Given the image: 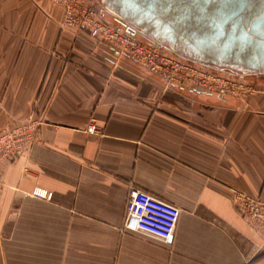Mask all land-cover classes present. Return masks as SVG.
<instances>
[{"label": "crops", "instance_id": "obj_1", "mask_svg": "<svg viewBox=\"0 0 264 264\" xmlns=\"http://www.w3.org/2000/svg\"><path fill=\"white\" fill-rule=\"evenodd\" d=\"M94 1L146 35L123 18L144 22L135 1ZM64 15L55 0H0V131L45 120L4 164L0 264H264V230L234 198L264 199V22L218 50L257 88L241 98L177 91ZM136 188L180 206L169 243L125 227Z\"/></svg>", "mask_w": 264, "mask_h": 264}, {"label": "built area", "instance_id": "obj_2", "mask_svg": "<svg viewBox=\"0 0 264 264\" xmlns=\"http://www.w3.org/2000/svg\"><path fill=\"white\" fill-rule=\"evenodd\" d=\"M64 8L63 23L68 27H86L92 37L102 44L117 47L151 70L160 74L175 90L217 93L246 98L257 88L240 75L219 71L195 60L172 54L137 28L116 26L98 9L94 0H55ZM44 118L30 116L12 127L0 131V188L4 164L25 154L33 146ZM88 129L98 131L92 119ZM33 194L46 198L47 190L35 188ZM235 201L253 224L264 230V199L237 190ZM177 204L136 188L127 202L125 227L141 230L169 243L181 217Z\"/></svg>", "mask_w": 264, "mask_h": 264}, {"label": "rangeland", "instance_id": "obj_3", "mask_svg": "<svg viewBox=\"0 0 264 264\" xmlns=\"http://www.w3.org/2000/svg\"><path fill=\"white\" fill-rule=\"evenodd\" d=\"M100 1H106L109 7L120 11L113 0ZM259 1L133 0L130 3H134L128 6L144 22L139 19L138 22L124 12L123 18L144 29L146 35L156 37L172 54L240 75L239 64L223 62L218 50L227 49L229 41L237 38L240 30L257 28L264 22V0H261L263 3Z\"/></svg>", "mask_w": 264, "mask_h": 264}]
</instances>
